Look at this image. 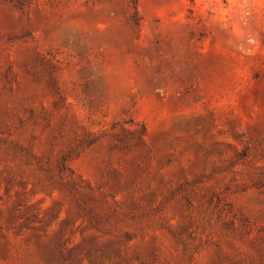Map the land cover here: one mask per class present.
I'll use <instances>...</instances> for the list:
<instances>
[{"label": "rangeland", "instance_id": "obj_1", "mask_svg": "<svg viewBox=\"0 0 264 264\" xmlns=\"http://www.w3.org/2000/svg\"><path fill=\"white\" fill-rule=\"evenodd\" d=\"M0 264H264V0H0Z\"/></svg>", "mask_w": 264, "mask_h": 264}, {"label": "trees", "instance_id": "obj_2", "mask_svg": "<svg viewBox=\"0 0 264 264\" xmlns=\"http://www.w3.org/2000/svg\"><path fill=\"white\" fill-rule=\"evenodd\" d=\"M133 2L136 4L137 3V0H133Z\"/></svg>", "mask_w": 264, "mask_h": 264}]
</instances>
